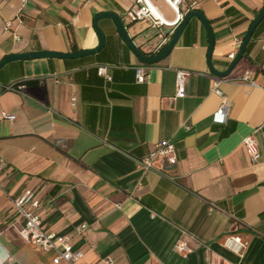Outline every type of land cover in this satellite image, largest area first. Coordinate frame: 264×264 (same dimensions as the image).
<instances>
[{
  "label": "crops",
  "instance_id": "obj_1",
  "mask_svg": "<svg viewBox=\"0 0 264 264\" xmlns=\"http://www.w3.org/2000/svg\"><path fill=\"white\" fill-rule=\"evenodd\" d=\"M146 1L166 25L130 19L136 0H0V61L94 49L92 22L101 12L118 15L132 43L153 56L180 15L196 10L210 23L211 63L222 72L264 6L182 0L177 14L165 0ZM98 25L105 44L95 54L18 60L0 69V113L16 117L0 118V264H53V251L22 240L10 226V199L26 191L40 202L44 228L82 253L79 264H264V17L227 77L209 71L208 35L191 18L172 50L146 64L143 83L135 81L142 63L111 19ZM101 66L111 81L98 75ZM177 69L190 72L183 97L175 96ZM245 71L254 83L240 80ZM13 84L27 91L5 89ZM221 97L228 106L219 121ZM247 135L260 153L257 163L242 145ZM164 141L173 145L176 164L158 158L154 169H140L138 162ZM81 224L84 236L76 231ZM229 236L245 243L240 254L224 244ZM179 239L189 253L175 250Z\"/></svg>",
  "mask_w": 264,
  "mask_h": 264
},
{
  "label": "built area",
  "instance_id": "obj_2",
  "mask_svg": "<svg viewBox=\"0 0 264 264\" xmlns=\"http://www.w3.org/2000/svg\"><path fill=\"white\" fill-rule=\"evenodd\" d=\"M22 6L27 2V0H20ZM166 3L177 13H180V5L182 0H165ZM188 12V11H187ZM128 17L132 20H142L147 19L152 22V26L160 28L162 25H166L158 16L155 9L148 4L146 0H136L135 4L129 9L127 13ZM182 14L180 19L175 21L172 25V30L170 34H173L175 29L178 27L180 21L182 20ZM11 22L7 21L5 23V28H10ZM16 41L19 40L17 35H14ZM166 40H164L165 42ZM235 53H231L228 58L233 60ZM149 67L146 64H141L135 68V81L137 83H143L146 81L148 76ZM99 76L103 77L106 81H111V77L108 74L106 67L101 66L97 69ZM190 75L189 71L177 69L175 71V96L183 97L185 91V84ZM242 81H248L254 83L251 79L250 72L245 71L240 78ZM219 81V80H218ZM218 81H214L212 90L214 93L220 95L217 88ZM57 82V80H56ZM9 90H18L21 93L27 91V87L24 84H13L5 87ZM221 104L217 111L215 112V117L219 121L224 119L228 102L225 97H221ZM76 98L72 97L71 106L74 107ZM0 118L13 121L16 117L5 112L0 113ZM242 145L245 152L252 163H257L260 159V153L256 146L254 137L252 135H247L242 139ZM162 159L169 165H175L177 162L175 149L173 145L164 141L156 145L155 150H153L147 157L143 158L138 162V166L143 171L154 169V162L158 159ZM5 163L0 160V174L4 171ZM139 188V187H138ZM11 210L15 215V221L11 223V227L15 230L16 234L22 240L29 242L41 249L42 251L48 252L53 251L55 257L52 260L53 264H79L82 257L80 251H76L72 248V245L67 237L57 235L53 232L47 231L41 221L39 215L40 202L35 198L34 193L31 191H26L23 194L10 199ZM114 207L119 209V204H115ZM87 226L81 224L76 228L79 235L84 236ZM224 244L228 249L234 253L240 254L245 247V243L242 242L238 237L229 236L225 239ZM175 250L181 254H187L190 252L191 248L188 243L179 239L175 244ZM104 264H110L109 259L103 261Z\"/></svg>",
  "mask_w": 264,
  "mask_h": 264
},
{
  "label": "water",
  "instance_id": "obj_3",
  "mask_svg": "<svg viewBox=\"0 0 264 264\" xmlns=\"http://www.w3.org/2000/svg\"><path fill=\"white\" fill-rule=\"evenodd\" d=\"M263 17H264V6L260 10V12L256 15L255 19L251 22L247 31L245 32V35L241 40L239 49L234 59L231 61L228 68L222 72L215 70L211 63L212 50L214 46V36L212 34L210 23L200 11H196V10L190 11L183 16V19L180 21L178 27L175 29L169 41L162 47V49L158 53H156L153 56H145L132 43L131 39L128 37L126 33V30L122 23L121 18L118 15L112 12H101L94 16L93 22H92L93 28L98 37V45L96 48L90 49V50H80V51L73 52V53L35 51V52L9 54V55H6L0 61V69L10 62L18 61V60H32V59H38V58H78V57H83V56L90 55V54H95L99 52L104 47V44H105L104 34L102 33L98 25V22L103 18L111 19L118 35L122 38V40L127 45V47L131 50V52L137 57V59L142 64H152V63L160 61L172 50L180 34L183 32L184 28L186 27L188 21L191 18H196L202 23L208 35L209 43H208V52H207V62H208L209 71L216 77L225 78L232 72V70L238 65V63L242 59L245 49L247 47V44L251 38V35L254 29L258 26V24L263 19Z\"/></svg>",
  "mask_w": 264,
  "mask_h": 264
}]
</instances>
